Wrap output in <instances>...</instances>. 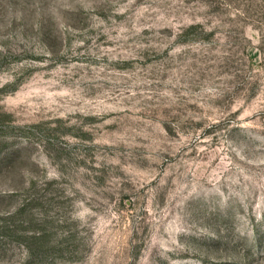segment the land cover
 I'll return each instance as SVG.
<instances>
[{
	"label": "rangeland",
	"instance_id": "374dc122",
	"mask_svg": "<svg viewBox=\"0 0 264 264\" xmlns=\"http://www.w3.org/2000/svg\"><path fill=\"white\" fill-rule=\"evenodd\" d=\"M0 264H264V0H0Z\"/></svg>",
	"mask_w": 264,
	"mask_h": 264
}]
</instances>
